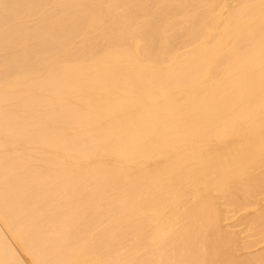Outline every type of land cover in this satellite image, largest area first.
<instances>
[{"label":"bare ground","instance_id":"obj_1","mask_svg":"<svg viewBox=\"0 0 264 264\" xmlns=\"http://www.w3.org/2000/svg\"><path fill=\"white\" fill-rule=\"evenodd\" d=\"M262 194L264 0H0V264H264Z\"/></svg>","mask_w":264,"mask_h":264},{"label":"rangeland","instance_id":"obj_2","mask_svg":"<svg viewBox=\"0 0 264 264\" xmlns=\"http://www.w3.org/2000/svg\"><path fill=\"white\" fill-rule=\"evenodd\" d=\"M261 198L262 199L264 198V194L259 196V199H261ZM255 212H256L255 208H249L248 210H243V211L238 212V216H244V215L252 216L255 214ZM241 245H242V242L240 243V246L238 248H236V250L231 251L230 253L223 255L222 258L223 259H229L230 256L235 255V254L238 256H245V255H249L248 252L253 251L254 253H256V252H261L264 250V241L261 242L257 247H255L251 251L242 249ZM254 253H251V254H254Z\"/></svg>","mask_w":264,"mask_h":264}]
</instances>
